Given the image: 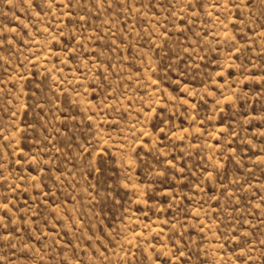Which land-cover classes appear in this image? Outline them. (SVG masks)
Returning <instances> with one entry per match:
<instances>
[{
  "label": "rangeland",
  "instance_id": "1",
  "mask_svg": "<svg viewBox=\"0 0 264 264\" xmlns=\"http://www.w3.org/2000/svg\"><path fill=\"white\" fill-rule=\"evenodd\" d=\"M0 264H264V0H0Z\"/></svg>",
  "mask_w": 264,
  "mask_h": 264
}]
</instances>
